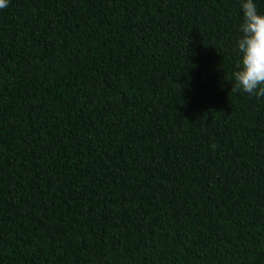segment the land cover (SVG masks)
<instances>
[{"label": "trees", "instance_id": "16d2710c", "mask_svg": "<svg viewBox=\"0 0 264 264\" xmlns=\"http://www.w3.org/2000/svg\"><path fill=\"white\" fill-rule=\"evenodd\" d=\"M242 23L241 0H8L0 264H264Z\"/></svg>", "mask_w": 264, "mask_h": 264}, {"label": "clouds", "instance_id": "9594fccd", "mask_svg": "<svg viewBox=\"0 0 264 264\" xmlns=\"http://www.w3.org/2000/svg\"><path fill=\"white\" fill-rule=\"evenodd\" d=\"M243 33L238 40L242 53L233 73L231 92H243L249 96L264 98V13H260L254 0H241ZM8 6V0H0V9Z\"/></svg>", "mask_w": 264, "mask_h": 264}]
</instances>
